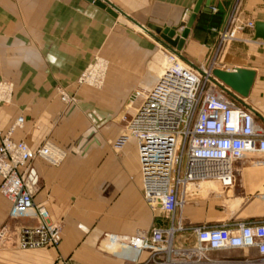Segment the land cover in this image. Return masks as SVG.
<instances>
[{"label":"crops","instance_id":"1","mask_svg":"<svg viewBox=\"0 0 264 264\" xmlns=\"http://www.w3.org/2000/svg\"><path fill=\"white\" fill-rule=\"evenodd\" d=\"M102 1L116 18L86 0H0V82L14 87L11 102L0 105V130L8 132L22 117L12 140L32 150L49 143L63 153L57 164L35 159L26 172L34 204L46 210L47 222L61 227L60 243L21 249L20 231L42 221L36 216L12 219V204L0 194V264H134V251L113 244L110 236L132 237L170 225L142 198L134 141L121 148L115 143L123 133L124 117L136 108L131 99L135 87H149L163 69L158 53L150 62L153 74L149 70L155 46L174 48L148 29L141 34L128 24L139 31L150 24L177 26L197 0ZM233 2L211 0V12L199 11L182 50H174L194 66L203 63L216 43L213 29L223 27ZM233 14L229 30H235L236 39L222 44L216 68L255 71L248 98L242 102L233 94L227 97L247 107L264 127V42L254 39V29L237 28L264 22V0H239ZM98 57L107 65L102 86L79 84ZM58 89L76 97L75 104H64ZM246 163L236 165L238 196H232L231 187L222 194L231 197L223 206L182 208L178 216L185 229L176 233L175 249L196 245L195 227L264 220V158ZM208 257L217 264H257L259 254L246 248L212 251ZM147 258L144 251L138 262Z\"/></svg>","mask_w":264,"mask_h":264},{"label":"built area","instance_id":"2","mask_svg":"<svg viewBox=\"0 0 264 264\" xmlns=\"http://www.w3.org/2000/svg\"><path fill=\"white\" fill-rule=\"evenodd\" d=\"M238 2L234 0L223 27L213 29L216 43L203 63L194 66L176 50L157 44L164 56L161 74L152 85L131 95L137 105L115 146L134 141L142 198L152 213L157 217L160 213L170 222L164 229L155 227L132 237L110 236L112 243L134 251V264H217L208 257L209 252L246 248L256 249L257 264H264V220L195 227V246H173L176 233L185 229L178 216L184 206L209 200L217 194L216 187H234L237 163L250 155L264 156V127L247 107L227 94L242 102L245 99L212 75L215 52L236 39L229 24ZM237 28L253 30L254 22ZM99 63L97 59L90 65L78 83L100 88L105 69H95ZM13 89L11 82H0V105L11 102ZM58 93L64 104H75L64 90L58 89ZM22 123L19 117L8 132L0 130V194L12 204V219L36 216L42 221L38 227L20 231L19 247L54 248L60 243L61 227L47 222L46 210L34 204L26 172L35 159L57 164L63 153L49 143L32 150L24 142L12 140L13 130ZM144 251L148 258L138 262Z\"/></svg>","mask_w":264,"mask_h":264},{"label":"water","instance_id":"3","mask_svg":"<svg viewBox=\"0 0 264 264\" xmlns=\"http://www.w3.org/2000/svg\"><path fill=\"white\" fill-rule=\"evenodd\" d=\"M86 1L102 10H105L112 17H117V13L102 0ZM203 4L204 7L202 8ZM210 4L211 0H206L205 2L204 0H197L191 14L185 17V21L181 22L179 25L172 27H160L150 24L147 26V29L170 47L176 49L177 51H181L197 14L200 10L210 13ZM254 31V39H261L264 42V22H256L254 25ZM212 75L239 97L246 99L248 98L250 90L254 84L256 73L254 70L235 67L231 70L214 68L212 70Z\"/></svg>","mask_w":264,"mask_h":264},{"label":"rangeland","instance_id":"4","mask_svg":"<svg viewBox=\"0 0 264 264\" xmlns=\"http://www.w3.org/2000/svg\"><path fill=\"white\" fill-rule=\"evenodd\" d=\"M128 27L129 28H131V29H133V30H135V31H137V32H140L141 34H144L141 30L139 31L138 29H136L135 27H133L132 25H130V24H128ZM156 48H155V52H154V54H152L151 55V57H150V59H149V70H150V72H151V74H153L152 73V69L150 68V62L153 60V58H154V56L156 55V54H160L161 56H163V54H162V51H161V49L156 45L155 46ZM220 50H221V48H220ZM220 50L219 51H217V53L215 52V54H214V60H215V62H216V64H218V58H219V54H220ZM209 57V56H208ZM208 57H206V58H208ZM98 59V61H102L103 63H104V65H105V70H106V68H107V65H106V62L102 59V58H100V57H98L97 58ZM96 59V60H97ZM163 59H164V56H163ZM96 60H95V62H96ZM94 62V63H95ZM93 63V64H94ZM101 70H103V68H101ZM104 74H105V71H104ZM103 79H104V77H103ZM103 84V83H102ZM140 86V87H139ZM92 87H94V86H92ZM141 87H143V84H138L137 85V87H135V89H134V91L135 90H137V89H139V88H141ZM96 88V87H95ZM133 91V92H134ZM71 97H73L74 98V100H75V102H76V97H74L73 95L71 96ZM129 118H130V115H126L125 117H124V122H123V124H124V126H125V124H126V121H128L129 120ZM264 158V156H262V155H250V156H248L246 159H243V160H241L240 162H238L239 164H240V166H244L245 164H247L246 162H248L249 163V161L250 160H252V159H256V158ZM237 168V167H236ZM241 189V183H240V181H239V179H237L236 180V184H235V186H234V191H233V194H232V196H238L237 194V192H236V190H240ZM229 198H231V197H224V195H220L219 193L218 194H216V195H214V196H212L209 200H207V201H204V202H199V203H197V204H189V205H199V204H203V203H213L215 206L216 205H220V206H223L222 204H223V201H225V200H227V199H229ZM188 206V205H187ZM233 206V205H232ZM231 206V209H234V206L232 207Z\"/></svg>","mask_w":264,"mask_h":264},{"label":"bare ground","instance_id":"5","mask_svg":"<svg viewBox=\"0 0 264 264\" xmlns=\"http://www.w3.org/2000/svg\"><path fill=\"white\" fill-rule=\"evenodd\" d=\"M98 68L101 69L99 66H96V67H95V69H98ZM162 70H163V69H162ZM162 70H160L159 75L161 74ZM159 75H158V76H159ZM158 76H157V77H158ZM157 77H156V79H157ZM229 188H231V187H226V188H219V187H216V188H215V191H216L217 194L219 193L220 195H222V194L224 193V191H225L226 189H229ZM212 189H213V188H212ZM113 244H114V243H113ZM115 244H116V243H115ZM110 246H111V245H110Z\"/></svg>","mask_w":264,"mask_h":264}]
</instances>
